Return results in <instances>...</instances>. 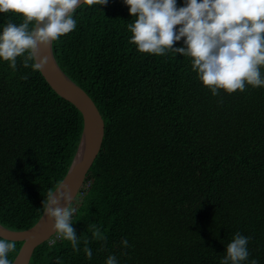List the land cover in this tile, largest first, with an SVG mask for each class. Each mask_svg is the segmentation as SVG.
<instances>
[{"label":"trees","instance_id":"16d2710c","mask_svg":"<svg viewBox=\"0 0 264 264\" xmlns=\"http://www.w3.org/2000/svg\"><path fill=\"white\" fill-rule=\"evenodd\" d=\"M73 18L75 30L51 43L52 55L94 101L104 136L72 203L80 251L54 234L28 264H105L109 255L117 264H220L236 232L251 238L243 264H264V86L214 96L190 58L140 53L123 0L81 5ZM8 22L23 17L0 13V30ZM23 59L15 71L0 59V225L14 231L39 219L84 129L75 105ZM93 224L106 241L92 238Z\"/></svg>","mask_w":264,"mask_h":264},{"label":"clouds","instance_id":"9594fccd","mask_svg":"<svg viewBox=\"0 0 264 264\" xmlns=\"http://www.w3.org/2000/svg\"><path fill=\"white\" fill-rule=\"evenodd\" d=\"M123 2L134 17L127 24L132 34L129 43L140 53L173 52L190 58L191 70L214 96L221 89L232 94L245 91L247 86H264V71L258 67L264 66V0H184L182 7H177L176 0ZM107 3L108 0H0V13L23 17L22 23L8 22L0 30V59L15 71L17 58L23 56V67L42 70L48 57L40 54V48L75 30L76 9ZM181 38L183 46L175 47L174 42ZM73 198L66 186H59L42 201V211L51 221L53 233L71 242L73 250L79 252L80 241L71 226L77 211L72 206ZM88 230L93 239L107 240L97 225H89ZM250 239L236 232L226 245L220 264L248 261ZM55 242L52 240L51 244ZM84 243L87 245L88 239ZM121 244L130 246L127 239ZM15 250L14 240L0 238V264H12L8 253ZM83 250L91 259V248L85 246ZM105 264H117L116 257L109 255ZM249 264L258 262L253 259Z\"/></svg>","mask_w":264,"mask_h":264},{"label":"water","instance_id":"95a60500","mask_svg":"<svg viewBox=\"0 0 264 264\" xmlns=\"http://www.w3.org/2000/svg\"><path fill=\"white\" fill-rule=\"evenodd\" d=\"M40 54L48 57L47 64L42 70H39L42 76L59 96L75 105L84 120L82 137L71 166L65 177L54 189L56 190L59 186H66L70 194L74 195L73 203L84 184L87 172L101 148L104 136V120L94 101L81 87L70 80L56 64L52 55L51 44L47 47H41ZM87 130L90 133L89 147L80 158L76 159L81 141L85 137ZM54 234L51 228V221L43 212L32 226L24 230L14 231L0 225V237L21 241L20 248L12 264H28L35 247L46 240H50Z\"/></svg>","mask_w":264,"mask_h":264},{"label":"bare ground","instance_id":"6f19581e","mask_svg":"<svg viewBox=\"0 0 264 264\" xmlns=\"http://www.w3.org/2000/svg\"><path fill=\"white\" fill-rule=\"evenodd\" d=\"M89 141H90V133L87 130L86 134H85V137L81 141V144H80L76 159L80 158L85 153V151L88 149Z\"/></svg>","mask_w":264,"mask_h":264}]
</instances>
